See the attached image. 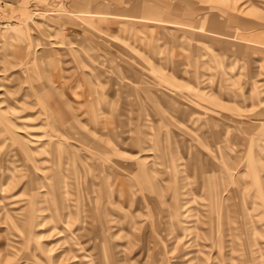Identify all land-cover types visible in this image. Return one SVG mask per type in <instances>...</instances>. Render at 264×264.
I'll list each match as a JSON object with an SVG mask.
<instances>
[{
  "label": "rangeland",
  "instance_id": "374dc122",
  "mask_svg": "<svg viewBox=\"0 0 264 264\" xmlns=\"http://www.w3.org/2000/svg\"><path fill=\"white\" fill-rule=\"evenodd\" d=\"M24 3L0 264H264V0Z\"/></svg>",
  "mask_w": 264,
  "mask_h": 264
},
{
  "label": "crops",
  "instance_id": "0c3cea01",
  "mask_svg": "<svg viewBox=\"0 0 264 264\" xmlns=\"http://www.w3.org/2000/svg\"><path fill=\"white\" fill-rule=\"evenodd\" d=\"M29 8V4L24 3V0H0V22L26 20V12L29 11Z\"/></svg>",
  "mask_w": 264,
  "mask_h": 264
}]
</instances>
